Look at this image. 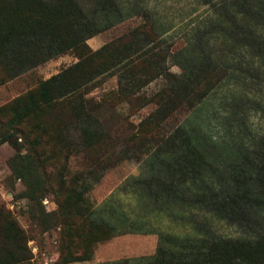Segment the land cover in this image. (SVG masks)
Here are the masks:
<instances>
[{
  "label": "trees",
  "instance_id": "trees-1",
  "mask_svg": "<svg viewBox=\"0 0 264 264\" xmlns=\"http://www.w3.org/2000/svg\"><path fill=\"white\" fill-rule=\"evenodd\" d=\"M220 2L223 5L218 16L227 26L229 41L239 42L263 66L264 0ZM118 13L116 0H0V64L8 79L67 52L78 59L74 66L43 81L37 89L0 107V145L7 143L16 150L9 167L12 176L25 187L19 197L37 206L33 219L46 229L52 222L67 228L64 241L58 244L57 264L91 261L93 245L101 241L95 239L91 248L82 242L80 253L74 251L69 237L73 227L70 221L75 217L84 219L92 230L105 227L108 233L105 238L113 236L108 225L91 219L92 212L86 210L84 203V190L78 186L79 177L61 198L56 211L46 212L41 205L49 192L45 163L52 159L40 147L44 140L56 137L60 141L67 132L60 130L67 123L55 117L65 115L82 144H96L109 133L93 112L107 105L114 108L116 104L109 99L95 102L86 98L96 88L92 82L120 67L126 81L118 82L111 98L119 96L121 102L130 105L132 95L150 83L139 84L135 71L138 64L143 73L159 68L153 49L147 48L137 57L141 42L149 46L154 41L148 35L150 32L139 28L119 48L114 43L95 51L88 46L90 38L119 22ZM200 47L192 45L182 53V73L173 77V82L164 89L169 99L182 100L190 115L228 72ZM73 73L78 77L76 81L71 80ZM190 115L163 135H159L160 121L156 114L138 123L137 145L140 149L150 148V176L141 183L155 188L149 193L154 201L160 196L170 205L207 211L241 228V236L224 237L209 223L195 222L197 237L160 234L155 253L150 257L97 264H264V136H255L250 144L232 138L229 147L222 148V144L211 141ZM29 240L12 215L0 209V264H33Z\"/></svg>",
  "mask_w": 264,
  "mask_h": 264
},
{
  "label": "rangeland",
  "instance_id": "rangeland-1",
  "mask_svg": "<svg viewBox=\"0 0 264 264\" xmlns=\"http://www.w3.org/2000/svg\"><path fill=\"white\" fill-rule=\"evenodd\" d=\"M220 1L116 0L119 22L87 41L93 51L110 43L119 48L127 44L129 34L137 28L150 32L148 35L154 41L149 46L141 42L136 53L139 57L147 48L153 49L159 68L155 71L146 69L143 73L142 66L134 62L138 64L135 71L140 78L139 84L144 81L150 83L132 95L130 105L127 101L121 102L119 96L111 98L112 92L115 93L119 87L118 82L126 81L122 79L120 67L92 82L96 88L86 98L95 102L109 99L116 104L114 108L107 105L93 112L102 119L108 137L96 144L84 145L65 115H59L56 120L67 123L60 129H67L66 137L61 136L60 141L56 137L44 140L40 147L52 159L45 163L49 187L41 203L45 211H56L61 198L68 194L79 177L78 186L84 190V203L86 210L92 212L91 219L103 222L111 229L113 237L107 239L105 227L95 231L88 227L84 219L75 217L70 221L73 227L69 237L74 251L80 253L82 242L91 248L94 240L98 239L101 241L92 248L95 253L98 245L121 237L123 247L134 255L123 259L150 257L157 245L152 237L165 233L177 237H197L193 228L195 222L209 223L217 234L224 237L241 236V228L207 211L180 204L170 205L160 196L158 201H154L149 193L156 191L155 188L141 183L150 176V148L140 149L135 135L138 123L152 113L160 121L159 135L168 133L191 114L182 100L166 97L164 89L173 82V77L181 75L182 53L198 44L228 72L222 82L196 106L190 119L208 133L211 141L222 144V148L229 147L228 142L232 138L238 137L245 144H250L255 136H264V65L255 61L239 42L229 41L231 36L227 26L221 23L218 16L223 5ZM77 62V57L67 52L13 79L5 76L0 64V107L37 89L40 83ZM71 77L72 81L78 79L75 73ZM21 151L24 152L23 149ZM15 154L16 150L11 145H0V209L9 212L26 232L33 264H57L58 244L64 241L67 228L52 222V226L46 229L45 225L33 219L37 206L27 198L19 197L25 187L12 176L9 167V160ZM90 171L93 173L90 174ZM145 247L148 248L145 254L139 255ZM94 253L91 261L83 264H94Z\"/></svg>",
  "mask_w": 264,
  "mask_h": 264
},
{
  "label": "crops",
  "instance_id": "crops-1",
  "mask_svg": "<svg viewBox=\"0 0 264 264\" xmlns=\"http://www.w3.org/2000/svg\"><path fill=\"white\" fill-rule=\"evenodd\" d=\"M125 238H123V239H125ZM151 239H153V241H155V239H156V241H157V238L152 237ZM123 241L124 240H122L121 237L115 238V239L113 238L109 242H106L102 245L101 244L98 245V247L94 253V260H95L94 264L116 261V260L123 259V258L129 257V256H134L130 253V251L128 249H125L123 247V245H124ZM147 249L148 248H146L142 253L140 252L139 255L145 254V251H147ZM152 250H153V248H152ZM57 258H58V254H57L55 259H57ZM83 263L84 262H82V263L77 262V263H70V264H83Z\"/></svg>",
  "mask_w": 264,
  "mask_h": 264
}]
</instances>
